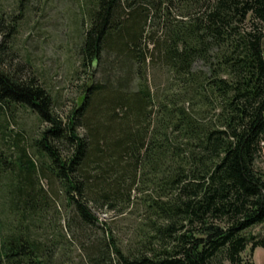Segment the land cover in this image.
Returning <instances> with one entry per match:
<instances>
[{"label":"trees","instance_id":"16d2710c","mask_svg":"<svg viewBox=\"0 0 264 264\" xmlns=\"http://www.w3.org/2000/svg\"><path fill=\"white\" fill-rule=\"evenodd\" d=\"M5 11L0 0V264H254L264 0H90L76 71L98 78L64 115L12 64ZM18 109L43 125L29 140L10 132ZM55 198L59 229L42 214ZM93 209L135 214L132 239Z\"/></svg>","mask_w":264,"mask_h":264},{"label":"rangeland","instance_id":"374dc122","mask_svg":"<svg viewBox=\"0 0 264 264\" xmlns=\"http://www.w3.org/2000/svg\"><path fill=\"white\" fill-rule=\"evenodd\" d=\"M1 1L5 12L9 15L6 19H12L6 22L11 21L16 25L13 33L6 37L14 57L12 64L22 65L27 75L33 74L38 83L44 85L50 92L55 113L66 114L79 99L82 92L81 84L85 82V85H91L98 78V75H95L89 80L82 72L76 71L81 32L86 27L83 12L90 4V0ZM194 66L204 68L200 61ZM154 74L155 81L159 82L161 75L156 72ZM9 120L10 132L12 134L15 131L22 132L27 140L36 136L43 127L28 110L13 111ZM257 165L264 170V158L259 159ZM1 181L4 179L2 178ZM44 186L47 189L45 182ZM7 200L8 198H4L0 192V222L4 224L11 221ZM65 205L66 202L61 198L51 199L46 210L42 212L43 219L45 218L44 224L48 222L50 227L56 224L59 229V223H64L68 214ZM93 212L100 220L109 222L121 242L126 243L132 239L131 227L135 214L124 216L117 212H104L102 209H93ZM250 232L257 238H263L264 222L252 227ZM75 255V250L71 248L69 260ZM244 256L249 257L254 264H264L263 247H256L251 252L248 246Z\"/></svg>","mask_w":264,"mask_h":264},{"label":"built area","instance_id":"2783aa9c","mask_svg":"<svg viewBox=\"0 0 264 264\" xmlns=\"http://www.w3.org/2000/svg\"><path fill=\"white\" fill-rule=\"evenodd\" d=\"M262 50H264V38H263V43H262Z\"/></svg>","mask_w":264,"mask_h":264}]
</instances>
